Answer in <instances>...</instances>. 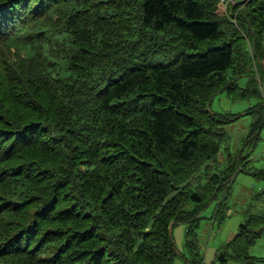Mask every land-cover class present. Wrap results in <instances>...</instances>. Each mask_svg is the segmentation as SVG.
<instances>
[{
	"label": "trees",
	"instance_id": "trees-1",
	"mask_svg": "<svg viewBox=\"0 0 264 264\" xmlns=\"http://www.w3.org/2000/svg\"><path fill=\"white\" fill-rule=\"evenodd\" d=\"M232 8L0 0L17 57L0 54V264H174L178 224L185 264L201 263L202 211L242 159L209 173L234 121L211 101L253 100L247 141L264 125V0ZM263 233L264 210L249 213L219 264H252Z\"/></svg>",
	"mask_w": 264,
	"mask_h": 264
},
{
	"label": "rangeland",
	"instance_id": "rangeland-1",
	"mask_svg": "<svg viewBox=\"0 0 264 264\" xmlns=\"http://www.w3.org/2000/svg\"><path fill=\"white\" fill-rule=\"evenodd\" d=\"M238 2L244 6L247 0H238ZM230 4H232L230 0H220L223 9H230L232 7ZM231 13L234 15L235 11L232 10L227 14L231 15ZM1 53L4 54L10 66H16V50L13 47L11 52H4L0 48ZM251 103L253 100H232L225 92H221L212 99L210 104V109L213 111L234 113V121L226 126L227 139L217 156L218 161L215 165L210 162L209 173H219L227 166L229 153L233 154L231 161L235 162V156L237 158L240 156L242 157L240 162L245 160L246 162L241 165L240 162L238 163L239 169L232 175V180L227 187L217 189L215 196L208 201L202 211L203 218L199 221L194 237L201 255L200 264H219L216 255L237 232L239 224L245 221L249 213L264 210V196L261 197L264 191V180L254 174L257 169L264 167V125L258 138L253 142L246 140L251 118L244 116L243 112ZM198 181L203 184L205 178H200ZM222 215H224L223 220ZM186 229L184 224H178L172 229L173 241L179 253L174 259V264H185V258H190L192 255L190 245L186 244ZM248 254L258 258L252 264H264V233L248 248ZM228 264L248 263L230 261Z\"/></svg>",
	"mask_w": 264,
	"mask_h": 264
},
{
	"label": "crops",
	"instance_id": "crops-1",
	"mask_svg": "<svg viewBox=\"0 0 264 264\" xmlns=\"http://www.w3.org/2000/svg\"><path fill=\"white\" fill-rule=\"evenodd\" d=\"M231 3H232V4H230V5L233 7V6H235L236 4H238L239 2H238V0H233V2H231ZM233 4H234V5H233ZM239 4H240V3H239ZM232 7H230V9L227 10V9H223V7L221 6L222 10L225 11L226 14H227L228 12L230 13V12L232 11V9H233ZM219 11H220V9H219Z\"/></svg>",
	"mask_w": 264,
	"mask_h": 264
}]
</instances>
